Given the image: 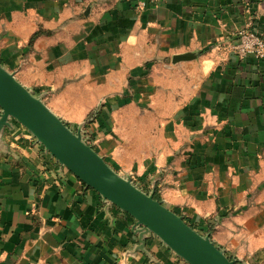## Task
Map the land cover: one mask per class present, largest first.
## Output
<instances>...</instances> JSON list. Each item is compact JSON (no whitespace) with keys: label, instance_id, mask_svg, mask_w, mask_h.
Wrapping results in <instances>:
<instances>
[{"label":"crops","instance_id":"1","mask_svg":"<svg viewBox=\"0 0 264 264\" xmlns=\"http://www.w3.org/2000/svg\"><path fill=\"white\" fill-rule=\"evenodd\" d=\"M264 0H0V64L118 174L239 264H264ZM197 56L173 63L178 54ZM61 166L0 135V264H188Z\"/></svg>","mask_w":264,"mask_h":264},{"label":"water","instance_id":"2","mask_svg":"<svg viewBox=\"0 0 264 264\" xmlns=\"http://www.w3.org/2000/svg\"><path fill=\"white\" fill-rule=\"evenodd\" d=\"M197 56L196 52L174 55L173 63ZM12 121L24 127L50 156L86 187L134 220L138 249L145 241L158 238L188 264H235L236 259L216 246L209 234H201L186 220L146 193L130 177L113 170L81 136V125L73 130L55 115L0 64V135Z\"/></svg>","mask_w":264,"mask_h":264},{"label":"built area","instance_id":"3","mask_svg":"<svg viewBox=\"0 0 264 264\" xmlns=\"http://www.w3.org/2000/svg\"><path fill=\"white\" fill-rule=\"evenodd\" d=\"M134 5L138 9H144L146 6H156L164 0H120ZM237 40L231 46V50L239 57H245L253 55L258 59H264V35L256 33L254 31L241 30L235 33ZM94 115L92 112L81 125L82 139L93 147L92 142L87 136V133L83 132L86 122ZM196 230V229H195ZM197 231V230H196ZM202 234V233H201Z\"/></svg>","mask_w":264,"mask_h":264},{"label":"trees","instance_id":"4","mask_svg":"<svg viewBox=\"0 0 264 264\" xmlns=\"http://www.w3.org/2000/svg\"><path fill=\"white\" fill-rule=\"evenodd\" d=\"M95 116H97V113H95L91 118H90V120L88 121V122H93L94 121V118H95ZM66 125H68V124H66ZM69 127V126H68ZM133 182V181H132ZM138 188H140L141 190H143L144 192H146V193H149V191H147V189L145 190L144 188H142L136 181L135 182H133ZM154 197L156 198V199H159V196H158V194L157 193H155L154 192ZM160 200V199H159ZM190 226H192L194 229H196V226L192 223V222H190V221H186ZM197 230V229H196ZM225 252V251H224ZM225 254L226 255H228L226 252H225ZM235 264H239V262L238 261H236V263Z\"/></svg>","mask_w":264,"mask_h":264},{"label":"rangeland","instance_id":"5","mask_svg":"<svg viewBox=\"0 0 264 264\" xmlns=\"http://www.w3.org/2000/svg\"><path fill=\"white\" fill-rule=\"evenodd\" d=\"M95 113H97V112L94 110V114H95ZM89 120H90V119H89ZM89 120H88V121H89ZM88 121H87L86 123H91V122H88ZM88 138H89V136H88ZM89 139H90V138H89ZM130 178H131V177H130ZM131 180H132V179H131ZM150 192H151V190L149 191V193H150ZM201 233H202V232H201ZM203 234H205V233H203Z\"/></svg>","mask_w":264,"mask_h":264}]
</instances>
